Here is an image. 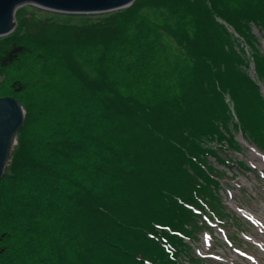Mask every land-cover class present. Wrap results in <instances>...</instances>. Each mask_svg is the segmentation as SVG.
Instances as JSON below:
<instances>
[{
  "label": "trees",
  "instance_id": "16d2710c",
  "mask_svg": "<svg viewBox=\"0 0 264 264\" xmlns=\"http://www.w3.org/2000/svg\"><path fill=\"white\" fill-rule=\"evenodd\" d=\"M59 14L0 38V98L26 110L0 180V264H195L196 211L224 217L210 159L229 164L239 132L264 152V0Z\"/></svg>",
  "mask_w": 264,
  "mask_h": 264
},
{
  "label": "rangeland",
  "instance_id": "374dc122",
  "mask_svg": "<svg viewBox=\"0 0 264 264\" xmlns=\"http://www.w3.org/2000/svg\"><path fill=\"white\" fill-rule=\"evenodd\" d=\"M44 11L46 13L37 12L34 6L31 5H25L19 7L15 15L16 16L15 30L17 29V27H19V21H22L23 23L26 22L38 23L39 18L41 19L50 18L58 22H65V20L61 18V16L52 15L53 12L51 11H47V10ZM152 18L154 20L164 21L166 19V15L163 13L152 14ZM66 21L73 23L80 22L78 20H70V19ZM169 22L170 21H168V23ZM159 23H163V22H159ZM254 32L256 33L257 38L259 40L260 50L264 53V36H262L256 29H254ZM162 44L164 47L166 46L167 48L164 53L165 58L167 57L168 60L174 61L179 57L177 45L171 39L165 36L162 37ZM248 73L253 79L255 78L252 65ZM263 94H264V90H263ZM227 152L228 150H222L223 156L226 157L228 156L230 158L229 159L230 161L227 160L228 162H231V164H237V162L243 161L248 169L244 170L245 173L243 174L240 173L241 168L237 167L236 165H232L231 169L227 168L228 171L231 170L228 172V175L232 176V174H234V176L228 177L223 181L222 190H224L225 193L221 195H224L223 198H225L226 203L230 206V209L237 211L249 210L257 218H263L264 217V179L262 178V176H264V163L257 156H255L250 151V149L247 148L246 145H242L240 154L239 153L234 154L233 152L229 151V153H231L233 157L230 156ZM224 166L225 165L221 164L216 159L214 158L210 159L209 167H213L215 172H218L220 174H227L223 170ZM252 232L251 233L247 232V234L253 235ZM238 235L241 238V233H239ZM206 245H207L206 250H209L210 245L208 244ZM196 246L201 251H206L204 250L201 241H198ZM235 246L240 247L241 245H237V243H234V247ZM218 249L221 256L223 257L226 256L229 257V259L234 260L236 255H234L232 250L228 249L227 246L225 245L222 246L220 243V245L215 246V250ZM231 260L228 261V263L215 262L213 264H231ZM237 262L238 264H249L247 261L243 259H237Z\"/></svg>",
  "mask_w": 264,
  "mask_h": 264
},
{
  "label": "water",
  "instance_id": "95a60500",
  "mask_svg": "<svg viewBox=\"0 0 264 264\" xmlns=\"http://www.w3.org/2000/svg\"><path fill=\"white\" fill-rule=\"evenodd\" d=\"M136 0H0V38L16 26V11L31 5L43 10L73 15H101L131 7ZM24 106L14 97L0 98V180L6 174L26 120Z\"/></svg>",
  "mask_w": 264,
  "mask_h": 264
},
{
  "label": "bare ground",
  "instance_id": "6f19581e",
  "mask_svg": "<svg viewBox=\"0 0 264 264\" xmlns=\"http://www.w3.org/2000/svg\"><path fill=\"white\" fill-rule=\"evenodd\" d=\"M258 156V155H257Z\"/></svg>",
  "mask_w": 264,
  "mask_h": 264
}]
</instances>
